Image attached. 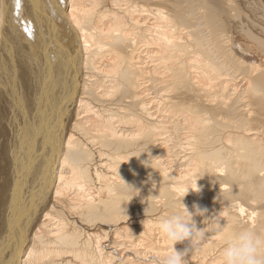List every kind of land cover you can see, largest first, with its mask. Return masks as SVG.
<instances>
[{"label": "bare ground", "instance_id": "bare-ground-1", "mask_svg": "<svg viewBox=\"0 0 264 264\" xmlns=\"http://www.w3.org/2000/svg\"><path fill=\"white\" fill-rule=\"evenodd\" d=\"M181 201L189 264L264 238V0H0V264H154Z\"/></svg>", "mask_w": 264, "mask_h": 264}, {"label": "clouds", "instance_id": "clouds-1", "mask_svg": "<svg viewBox=\"0 0 264 264\" xmlns=\"http://www.w3.org/2000/svg\"><path fill=\"white\" fill-rule=\"evenodd\" d=\"M142 163L150 167L147 161ZM149 179L151 180V177ZM197 181L185 188L182 201L189 195L190 190L197 194L201 192ZM193 208L195 211L189 212L183 204L182 211L174 212L157 225L161 237L167 241L170 250L163 258L155 257L154 264H189L188 257L199 250L206 232L198 230L194 216L204 217L207 210L200 209L198 205H193ZM178 244L186 245V247L182 251H177ZM222 264H264V238L257 236L251 230L236 233L226 242L222 253Z\"/></svg>", "mask_w": 264, "mask_h": 264}]
</instances>
